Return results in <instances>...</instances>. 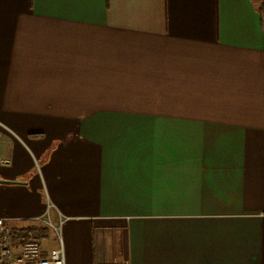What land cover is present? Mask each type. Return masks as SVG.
Segmentation results:
<instances>
[{"label": "crops", "instance_id": "obj_1", "mask_svg": "<svg viewBox=\"0 0 264 264\" xmlns=\"http://www.w3.org/2000/svg\"><path fill=\"white\" fill-rule=\"evenodd\" d=\"M0 180L64 264H264V0H0Z\"/></svg>", "mask_w": 264, "mask_h": 264}, {"label": "built area", "instance_id": "obj_2", "mask_svg": "<svg viewBox=\"0 0 264 264\" xmlns=\"http://www.w3.org/2000/svg\"><path fill=\"white\" fill-rule=\"evenodd\" d=\"M50 229L57 233L53 249L43 243L49 240ZM0 264H64L60 228L49 217L36 216L17 224L0 217Z\"/></svg>", "mask_w": 264, "mask_h": 264}, {"label": "rangeland", "instance_id": "obj_3", "mask_svg": "<svg viewBox=\"0 0 264 264\" xmlns=\"http://www.w3.org/2000/svg\"><path fill=\"white\" fill-rule=\"evenodd\" d=\"M54 224V223H53ZM55 226V225H54ZM61 235V234H60ZM57 236V233L53 230V229H50L49 232H48V237H49V240L48 241H44V245H48L49 249H53L55 248V238Z\"/></svg>", "mask_w": 264, "mask_h": 264}, {"label": "water", "instance_id": "obj_4", "mask_svg": "<svg viewBox=\"0 0 264 264\" xmlns=\"http://www.w3.org/2000/svg\"><path fill=\"white\" fill-rule=\"evenodd\" d=\"M3 180H0V182H2Z\"/></svg>", "mask_w": 264, "mask_h": 264}]
</instances>
